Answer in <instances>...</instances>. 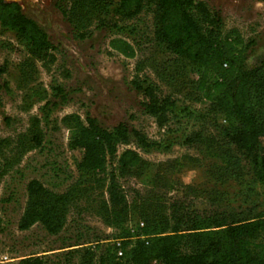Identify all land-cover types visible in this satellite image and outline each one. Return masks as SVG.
<instances>
[{"label":"rangeland","instance_id":"1","mask_svg":"<svg viewBox=\"0 0 264 264\" xmlns=\"http://www.w3.org/2000/svg\"><path fill=\"white\" fill-rule=\"evenodd\" d=\"M9 2L40 27L51 47L44 56H34L14 31L0 27V264H19L29 257L63 264L70 250L80 252L72 264H79L84 250L97 264L128 224L140 219L137 207L146 200L163 202L164 214L171 203L183 201L198 212L227 207L264 215V186L254 180L244 155L229 144L221 115L195 91L194 68L155 42L151 3L125 19L116 13L117 0ZM194 2L203 3L219 21L222 38L239 40L248 68L264 60V0ZM82 33L87 35L83 40L77 38ZM118 39L132 46V57L110 48ZM148 86L173 103L163 114L147 112L138 87ZM73 117L83 125L93 120L104 130L124 125L151 145L118 146L107 159V173L117 175L124 150L149 164L139 178L117 177L130 206L121 226L109 227L103 218L105 186L90 189V174L76 167L80 153L69 146ZM225 155L235 159L239 170L223 180L218 171ZM32 180L56 194L77 184L88 189L77 195L56 236L39 225L18 230ZM134 243L129 239L126 249Z\"/></svg>","mask_w":264,"mask_h":264},{"label":"trees","instance_id":"2","mask_svg":"<svg viewBox=\"0 0 264 264\" xmlns=\"http://www.w3.org/2000/svg\"><path fill=\"white\" fill-rule=\"evenodd\" d=\"M153 5L154 40L175 58L191 65L197 75L195 91L210 104L213 112L226 123L225 132L232 145L244 155L254 180L264 186V60L248 68L238 39L222 38L219 21L203 3L194 0H117L116 13L133 19L147 4ZM0 27L16 33L31 48L34 56L42 57L51 45L45 33L21 7L0 0ZM86 34L77 38L83 40ZM110 48L126 58L133 56L132 46L123 40H112ZM150 115H157L172 106L168 97L156 93L152 86L138 87ZM69 146L80 153L77 169L90 174L93 186H105L102 201L103 218L109 227L123 225L129 217V204L117 177H141L149 164L132 150H124L117 159V172L107 173V159L113 158L118 146L151 145L136 130L118 125L112 130L99 128L95 121L83 125L73 117ZM39 144L37 138L34 139ZM238 163L229 155L221 160L218 177L228 179L238 172ZM105 183L106 185H103ZM188 189V187H187ZM85 186H72L66 193L56 194L40 182L27 184V201L18 224L19 231L39 225L50 236L60 234L71 208ZM189 190V189H188ZM214 202V200H213ZM227 208V207H226ZM198 212L183 201L171 203L164 214L160 200L143 201L137 209L143 222L145 241H135L128 249L130 234L123 237L124 255L116 259L113 248L100 256L97 264H264V215H244L228 209ZM79 251L70 250L63 264ZM89 250L81 253L79 264H93ZM19 264H45L38 257H29Z\"/></svg>","mask_w":264,"mask_h":264},{"label":"built area","instance_id":"3","mask_svg":"<svg viewBox=\"0 0 264 264\" xmlns=\"http://www.w3.org/2000/svg\"><path fill=\"white\" fill-rule=\"evenodd\" d=\"M128 232L130 234V240L133 241H145L147 237L142 234L144 228L143 222H136L135 224H128ZM111 247L114 250L116 259H120L124 255L123 240L115 239L111 242Z\"/></svg>","mask_w":264,"mask_h":264},{"label":"bare ground","instance_id":"4","mask_svg":"<svg viewBox=\"0 0 264 264\" xmlns=\"http://www.w3.org/2000/svg\"><path fill=\"white\" fill-rule=\"evenodd\" d=\"M16 1H21V0H16Z\"/></svg>","mask_w":264,"mask_h":264},{"label":"water","instance_id":"5","mask_svg":"<svg viewBox=\"0 0 264 264\" xmlns=\"http://www.w3.org/2000/svg\"><path fill=\"white\" fill-rule=\"evenodd\" d=\"M6 1H8V2H9V0H6Z\"/></svg>","mask_w":264,"mask_h":264}]
</instances>
